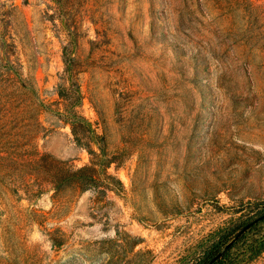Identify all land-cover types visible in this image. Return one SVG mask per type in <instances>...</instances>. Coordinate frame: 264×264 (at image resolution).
I'll return each mask as SVG.
<instances>
[{"label":"rangeland","instance_id":"374dc122","mask_svg":"<svg viewBox=\"0 0 264 264\" xmlns=\"http://www.w3.org/2000/svg\"><path fill=\"white\" fill-rule=\"evenodd\" d=\"M0 32V264H199L264 212V0H0ZM102 146L120 182L56 194Z\"/></svg>","mask_w":264,"mask_h":264},{"label":"trees","instance_id":"16d2710c","mask_svg":"<svg viewBox=\"0 0 264 264\" xmlns=\"http://www.w3.org/2000/svg\"><path fill=\"white\" fill-rule=\"evenodd\" d=\"M7 45L8 41L4 39V35L0 32V48L7 47ZM63 55L65 65L64 80L67 81L71 88H69L67 85H60L59 96L63 100H70L71 95L76 96V99H74V101L69 104V125L71 126L72 133L75 136L77 142H83V133L84 135L87 133L90 143L94 142L92 140L94 139V137H98V135H96L92 130L91 125L87 121V119L82 115H79L78 113L71 112V109L73 110L74 107L80 106L81 91L77 82H72L75 77L74 70L76 67V59L70 56L68 46L63 47ZM20 66L22 65L20 64ZM17 69V67L10 65V63L6 64L5 70H3L6 71V73H3L1 75V78H8L7 80L11 79L13 85H17V83H19L18 79L21 78L19 77L20 73ZM101 139L102 141H104V138ZM90 150V154L93 156L91 165L75 171L57 165L55 169L51 171L49 179L56 194L68 189L86 191L89 188H100L101 186L111 191V180H116L118 183L120 182L108 172V169L114 163V161H112V159L107 154L106 147H99L100 153H96L92 149ZM42 159L44 158L35 160L33 162V165L35 167H38L43 161ZM104 177L105 180L103 179ZM251 206H254L256 209H260L264 207V203H255ZM263 225L264 212L258 213L255 217L238 225L233 224L225 227L219 237L218 243L213 245L205 252L203 260L199 264H208L230 243L232 244L225 251L224 255L213 264H242L247 259L252 260L259 257L264 252V235H261V237L259 236V238L255 236H257L256 234L259 233ZM246 226H249L247 231H245L236 239L242 229ZM242 246L244 248H242ZM240 247L242 248V251L239 254V258L237 260H233V251Z\"/></svg>","mask_w":264,"mask_h":264},{"label":"water","instance_id":"95a60500","mask_svg":"<svg viewBox=\"0 0 264 264\" xmlns=\"http://www.w3.org/2000/svg\"><path fill=\"white\" fill-rule=\"evenodd\" d=\"M249 228V226H246L242 229V231L239 233V235L236 237V239L243 234L245 231H247V229ZM232 243H230L229 245H227L221 252H219L208 264H213L215 263L217 260H219L225 253V251L230 247Z\"/></svg>","mask_w":264,"mask_h":264}]
</instances>
